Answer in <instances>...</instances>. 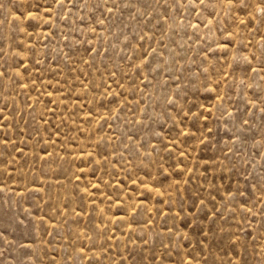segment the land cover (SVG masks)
I'll use <instances>...</instances> for the list:
<instances>
[{
	"label": "rangeland",
	"instance_id": "1",
	"mask_svg": "<svg viewBox=\"0 0 264 264\" xmlns=\"http://www.w3.org/2000/svg\"><path fill=\"white\" fill-rule=\"evenodd\" d=\"M0 264H264V0H0Z\"/></svg>",
	"mask_w": 264,
	"mask_h": 264
}]
</instances>
